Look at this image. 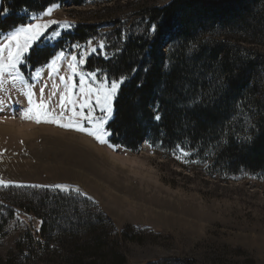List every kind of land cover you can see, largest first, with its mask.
<instances>
[{
  "label": "rangeland",
  "instance_id": "rangeland-1",
  "mask_svg": "<svg viewBox=\"0 0 264 264\" xmlns=\"http://www.w3.org/2000/svg\"><path fill=\"white\" fill-rule=\"evenodd\" d=\"M172 1L84 0L76 4L69 0L40 12L26 10L23 24L4 33L0 44L21 26L58 22L36 42L54 48L52 57L64 53L57 62L58 71L53 73L46 63L35 69L25 63L23 72L26 82L34 86L33 101H41L39 89L44 87L43 100L59 116V94L64 89L59 77L72 76L68 67L72 56L84 60L78 73H95V80L86 75V83L93 87L108 83L115 78L102 68H90L91 62L96 65L99 60L113 59L130 37L144 36L148 28L144 11L164 8ZM48 9L51 14L44 15ZM86 25L95 26L96 33L83 42L69 38ZM249 43L242 45L264 55V43ZM163 44L167 52L174 41L167 37ZM37 69L41 75L34 79ZM258 77L254 85L255 94L260 95L264 66ZM73 83L79 99V74ZM25 91L24 83L10 79L0 87V180L7 184L0 186V264H64L83 253L87 261L111 264L112 255L118 252L124 256L123 264H264V169L218 166L214 148L198 146L189 139L163 144L148 136L137 149L130 150L113 144L108 135L107 143L101 144L74 128L23 118L29 107ZM54 91L56 95H52ZM158 107L154 105L155 114ZM95 114L102 115L99 108ZM257 114L255 106L247 108L240 103L231 118L238 140H252L258 129ZM69 116L71 112L65 111L62 122ZM111 120L105 126L108 132ZM45 198L49 201L42 213L25 207L34 201L38 208ZM58 200L68 205L63 209L61 227L72 230L82 223L77 246L70 245L74 238L62 237L58 230L49 243L46 232L45 240L42 238L44 222L50 224L46 211H52ZM99 222L103 223L99 233L107 244L106 252L95 249L89 227ZM30 230L39 233V262L27 259L28 253L24 260L16 258L20 240L26 241ZM11 258L14 261L10 263Z\"/></svg>",
  "mask_w": 264,
  "mask_h": 264
},
{
  "label": "trees",
  "instance_id": "trees-1",
  "mask_svg": "<svg viewBox=\"0 0 264 264\" xmlns=\"http://www.w3.org/2000/svg\"><path fill=\"white\" fill-rule=\"evenodd\" d=\"M65 1L69 0H1L0 10L8 11H0V37L23 24L24 11L40 12ZM72 1L80 4L84 0ZM144 19L148 20L144 36L130 37L113 59L90 64V68H102L115 79L127 77L108 125L111 142L135 150L148 136L163 144L189 139L198 146L214 148L218 166L264 169V89L260 95L255 94L254 85L264 66V55L242 45L264 43V0H173L164 8L146 9ZM162 21L166 30L163 39L149 33L151 25ZM75 32L69 38L83 42L96 33V27L79 26ZM167 37L174 41V46L166 52L163 43ZM53 51L54 48L41 46L40 40L27 55L26 64L32 69L40 67L53 56ZM241 102L258 110V129L248 143L237 139L235 124L231 123ZM156 104L162 115L160 121L154 119ZM48 201L42 200L39 209L34 201L28 207L25 203V207L42 213ZM54 205L52 211H46L50 224L44 222L42 238L45 240L46 232L49 243L56 236L54 230H58L62 237L74 238L70 245L77 246L82 223L75 224L72 230L64 229L61 220L68 205L63 200ZM99 226L103 223L89 227L95 249L106 252L107 244ZM38 234L30 230L25 235L27 240H20V254L16 258L24 260L28 253L30 261L41 260L36 249ZM81 255L66 262L97 264L95 260L87 261L84 253ZM124 262L119 252L112 255L111 264Z\"/></svg>",
  "mask_w": 264,
  "mask_h": 264
},
{
  "label": "snow or ice",
  "instance_id": "snow-or-ice-1",
  "mask_svg": "<svg viewBox=\"0 0 264 264\" xmlns=\"http://www.w3.org/2000/svg\"><path fill=\"white\" fill-rule=\"evenodd\" d=\"M5 14L7 9L0 10ZM51 9H48L44 15H50ZM35 19V18H34ZM58 23L55 20H49L47 23H31L17 28L11 32L7 37L6 41L0 44V87H3L5 81L10 79L12 83L20 81L26 86L24 95L27 97V103L29 107L23 114L25 119H35L37 123L47 122L55 123L60 127L74 128L77 131L84 132L89 136L94 137L101 144L107 143L106 137L110 135L107 128L105 127L109 120L113 118L114 113V100L118 95L121 85L125 82L127 77H120L119 79H113L108 83L101 82L98 86L93 87L91 83H86V75L90 76L92 80L96 79L95 73L83 74L78 73V65L83 64L84 60L72 56V63H69L68 67L72 72V76L67 79L64 76H60L59 80L64 85L63 91L59 94V105L61 109L59 116L53 113L47 103L43 100L45 89L41 87L39 93L41 101L35 103L32 99L35 93L33 92V85L28 84L25 80V73L23 72V66L26 63V54L30 53L38 39L44 34L46 29L52 25ZM65 26L67 23L65 22ZM151 32L158 34L161 39L166 34L165 24L163 21L159 24L151 25ZM56 35H59L58 33ZM104 47L103 44L100 45ZM92 51H96L95 48ZM64 57V53L61 51L54 57L47 60L46 66L51 69L53 73L58 71L57 62L61 61ZM45 65H41L43 67ZM80 75V98H76L74 89L76 88L73 83V78ZM41 73L37 69L34 75V79H39ZM55 88L56 86L53 85ZM52 95H56L54 91ZM94 97V103H93ZM2 104V102H0ZM99 108L102 115L97 116L96 109ZM86 110V111H85ZM65 111L71 112V116L67 117V122H62L65 117ZM32 113H35L33 116ZM155 120H160L161 116L157 109L154 115ZM87 124L88 126H85ZM251 137H248L245 142H248ZM226 144L227 141H222ZM0 186H7L6 182L0 180ZM35 187V186H34ZM57 188L64 189L65 185H57ZM79 191V190H77Z\"/></svg>",
  "mask_w": 264,
  "mask_h": 264
},
{
  "label": "bare ground",
  "instance_id": "bare-ground-1",
  "mask_svg": "<svg viewBox=\"0 0 264 264\" xmlns=\"http://www.w3.org/2000/svg\"><path fill=\"white\" fill-rule=\"evenodd\" d=\"M85 138V140H87V138L86 137H84ZM92 138V137H91ZM88 139H90V138H88ZM87 143H89V145H90V143H91V141L90 142H88V140L86 141ZM86 143V144H87ZM93 144V143H92Z\"/></svg>",
  "mask_w": 264,
  "mask_h": 264
}]
</instances>
